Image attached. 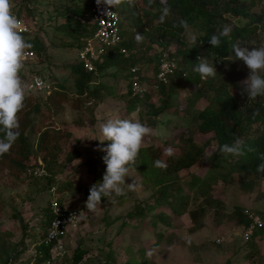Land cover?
Instances as JSON below:
<instances>
[{
	"label": "rangeland",
	"instance_id": "obj_1",
	"mask_svg": "<svg viewBox=\"0 0 264 264\" xmlns=\"http://www.w3.org/2000/svg\"><path fill=\"white\" fill-rule=\"evenodd\" d=\"M67 3V0H12V9L28 28L22 35L39 41L42 46L38 52L28 49L33 55L24 59L20 73L27 85V103L39 106L38 111L29 114L30 124L24 130L31 147L25 164L29 168L48 163L52 172L45 178H35L38 177L36 174L0 166V264H32L41 234V214L51 197L49 188L52 185L62 187L64 181H68L69 186L58 196L64 205L79 212L66 227L60 241L55 242L67 257L77 248L83 252L81 260L85 264H264V237L255 235L252 245L243 242L240 235L242 225L237 222L247 212H255L264 219V177L239 178L233 173L227 181L211 183L203 197L183 187L167 198L174 204L184 199V204L175 206V211L163 202L144 216H134L132 211L154 192L138 167L142 166V160L138 162L137 157L130 166V177L121 185L124 194L106 197L96 212L87 211L85 202L89 189L102 181L106 170L103 162L106 153L100 149L111 143L97 140L102 139L100 125L117 117L147 125L154 134L145 137L139 151L142 153L150 145L165 152L171 144L170 136L183 128L190 129L192 140L201 144L205 137L191 128L189 116L193 109L207 105L209 88L202 83L206 80L200 79L196 84L175 83L174 77L164 87H157L154 76L146 70H151L154 64L155 51L163 48L160 52L172 53L174 44H165V47L163 39L151 41L157 34L146 26L149 37L134 46L139 57L137 62L143 66L140 73L147 77L143 85L146 92L135 98L134 110L126 111L132 99L127 93L128 71L117 65L105 67L92 75L91 88L96 90L95 97L90 93L77 96L70 74V68L77 60V50L66 33L68 29L65 30L66 16H62L63 6ZM251 9L261 15V21L256 24L255 39L247 47H259L264 45L263 1L254 0ZM118 12L123 19L126 18L125 8ZM193 34L195 31L188 27L181 38L189 44ZM147 57L148 61L145 60ZM202 59L214 64L221 77L230 78L231 70L237 67L234 80L228 84L232 94L238 92L235 85L249 74L242 61H232L234 55ZM35 75L52 82L53 87L61 84L66 99L58 100L52 93L54 89L52 92L51 89L45 92L33 90L30 85ZM197 90L201 96H197ZM169 91L171 94H167ZM48 92L52 95L50 100ZM45 101L51 109L45 108L42 103ZM43 129L55 132L54 138H48L46 150L35 148L38 134ZM50 145L52 154L46 155V161H43ZM213 149L214 143L211 142L205 148L206 155ZM69 152L75 155L66 161ZM51 160L53 164H50ZM143 167L146 169L147 165ZM207 168L206 161L199 160L179 171L178 175L193 174L199 178L207 173ZM132 179L137 184L136 190L127 188ZM189 211L195 213L196 220L188 216Z\"/></svg>",
	"mask_w": 264,
	"mask_h": 264
},
{
	"label": "trees",
	"instance_id": "obj_2",
	"mask_svg": "<svg viewBox=\"0 0 264 264\" xmlns=\"http://www.w3.org/2000/svg\"><path fill=\"white\" fill-rule=\"evenodd\" d=\"M260 1L264 3V0ZM67 2L63 6L65 10L62 13V16H66L67 20L65 30L68 29L66 33L72 39L74 43L73 47L78 50L84 43V38H87L93 30V25L86 18L89 1L67 0ZM253 5L254 0H151V3L149 0H138L137 7L135 8H129L126 4L114 8L113 10L120 17V36L123 40L121 41V46H124L128 50V53L124 56L116 48H107L98 59L93 61L92 71H85L82 64L76 60L75 65H72L70 68V74L73 78V85L77 96L83 97L90 93L95 97L97 94L96 90L91 88L92 75L96 71H101L103 68L111 65L120 66L128 71L130 67L137 66L138 64L136 74L139 76V80L143 81L144 78H147L144 74L140 73V69L143 66L137 62L139 57L134 51L136 44L134 34H142L144 37L142 42H145L144 40L149 37L148 31L145 28L146 26L150 31L157 34L155 39H150L151 41L158 42V40L163 39L164 43L162 45L165 47L169 43L174 44V50L170 55L176 60V67L168 74L166 82L158 83L157 87H164L165 84H169L172 77L176 79L175 83L187 81L188 84H196L200 82L199 75L193 71L194 67L199 63L198 57L210 58L213 56L219 59L226 58L229 55H234L231 48L232 44L247 47L255 39L254 32L257 29L256 24L261 21V15L252 11L251 7ZM120 8L127 10L126 18L124 19L118 12ZM164 8H168L170 11L164 21L161 22L160 17L163 14ZM181 21H185L187 28L189 27L195 31L197 37L195 45L192 43L186 44L182 40L181 36L186 28L182 25ZM225 26L231 29L229 36L221 37L219 47H212L208 42L210 37L214 34L218 35ZM25 39L32 44V49L36 50V52L42 47L41 43L37 40ZM148 46L149 43L145 45L146 48ZM160 51H155L154 64L151 70H146L150 72L149 75L151 76L155 75ZM145 60L148 61L149 57ZM237 70V67H234L231 71L234 74ZM233 74L228 78L218 76L219 73L217 72L214 78L202 82L209 88L208 92L210 94L207 93V105L202 108L193 109L189 116L191 128L205 137L201 144H196L192 140L190 129L188 131L186 128H183L178 129L176 133L170 136V147L174 150L172 156L164 155L163 151H159V149L151 147V145L147 146L143 150V153L139 152L138 155L140 156H138L137 160L138 162L142 160V166L138 167H141L144 179L147 180L148 186L154 192L150 198L141 203L142 205H138L132 211L134 216H144L152 212L153 207L158 208L163 202L172 211H175V206H182L184 199L180 197L181 199L178 204H174L171 199L167 200V198L183 187L203 197L209 191L211 183L217 180L227 181L233 173H236L239 178L259 179L264 177V172L257 171V166L264 163V97H257L256 100L248 102L247 95H241V88L237 84L235 87L238 88V92L234 94L230 93L228 84L234 80ZM131 75L132 73L128 71L126 81L127 93L132 99L129 100L126 111L134 110L135 98L140 97V94L131 93ZM40 78L49 86L50 92L54 89L52 93L57 95L58 100L64 101L66 99V92L61 84H56V87H53L51 85L53 84L52 82L44 80L41 76ZM215 79L216 83L214 84ZM50 92H48L49 100L52 96ZM197 94V96H201L198 90ZM47 102L42 103L46 109H51L52 107ZM38 107L36 104L29 105L27 100H25L24 109L18 113L20 136L10 151L0 156V166L8 170L14 169L18 172L26 171L28 168L25 161L30 155L31 147L26 135H24V130L30 124L29 114L38 111ZM56 107L58 106L56 105ZM54 137L55 132L43 129L38 134L35 148L46 150L48 138L52 139ZM0 138H3V134H0ZM236 140L243 142V155L226 156L221 153L220 147L222 145H231ZM211 142L214 143V149L209 155H206L205 148ZM52 150L53 148L50 145L45 156L42 157L43 161H46V155L52 154ZM74 155L73 152L67 153L65 160H71ZM156 160H162L166 164V167H156L154 163ZM199 160H204L208 164L207 173L203 177L196 178L193 174L188 176L178 175L179 171L189 168ZM50 164H53V160H51ZM145 165H147L146 169L143 167ZM50 167L48 163H45V166L42 167L45 174L34 177L45 178L50 176L52 172V169H49ZM65 182L62 183V187L58 188L56 186L55 192L58 195L62 193L61 190L69 186V182L67 181L66 184ZM156 188L158 189L157 191L155 190ZM59 199L61 200V196H59ZM188 216L196 220L193 211H189ZM260 218L263 222L262 226L254 229L248 240L243 242H248L252 245L255 235H258L257 237H264V219ZM51 219L52 215L47 199L41 214V234L36 244L35 257L32 264L47 261L48 264H83L84 262L81 260L83 252L77 248L68 257L62 251L59 256L50 258V249L55 242L45 243L44 237ZM237 222L242 225V228L245 227L248 223L246 214L243 217H239ZM136 264L141 263L137 262Z\"/></svg>",
	"mask_w": 264,
	"mask_h": 264
},
{
	"label": "clouds",
	"instance_id": "obj_3",
	"mask_svg": "<svg viewBox=\"0 0 264 264\" xmlns=\"http://www.w3.org/2000/svg\"><path fill=\"white\" fill-rule=\"evenodd\" d=\"M151 3V0H149ZM102 14L111 16L113 9L126 4L129 8L137 7L138 0H96ZM12 0H0V156L7 154L13 144L20 136V125L18 113L25 107L27 85L21 77L24 67L26 50L32 48V44L26 41L22 35V21L12 13ZM169 9L164 8L160 17L161 22L169 14ZM187 28V23L181 21ZM230 27L225 26L218 35H212L209 44L216 48L221 44V37L229 36ZM142 34L137 33L135 40L139 44L143 41ZM191 43H197L196 35H191ZM235 59L242 61L248 69L246 79L239 82L241 95H247L248 102L264 97V45L259 47H242L239 44L231 45ZM199 63L194 67L201 80H207L216 76V67L206 59L197 58ZM102 139L101 143L110 141L107 147L100 149L106 155L103 162L106 170L102 181L93 184L89 189V195L85 202L88 212H96L101 206L102 200L113 194L119 196L124 194L121 185L126 184L130 177V166L138 157L145 137L153 135V129L138 120L110 118L100 125ZM224 155H243V142L236 140L233 144H224L220 147ZM172 147L165 149L164 155L172 156ZM156 167L165 168L162 160H156ZM258 172H264V163L257 166ZM137 184L134 179L127 183L129 190H136ZM151 255V253H149Z\"/></svg>",
	"mask_w": 264,
	"mask_h": 264
},
{
	"label": "built area",
	"instance_id": "obj_4",
	"mask_svg": "<svg viewBox=\"0 0 264 264\" xmlns=\"http://www.w3.org/2000/svg\"><path fill=\"white\" fill-rule=\"evenodd\" d=\"M88 1L89 9L86 17L87 20L93 25V30L87 38H84V43L76 51V59L82 64V67L85 71H92L93 61L98 59L105 49L116 48L124 56L127 55L128 50L124 46H121V41L123 40L120 36V17L117 12L113 10L112 15L107 17L106 15L102 14V9L98 8L96 0ZM11 11L22 21V33H26L28 28L25 22L12 8ZM32 55V51L26 50L24 59L30 58ZM175 67L176 60L174 57L171 56L169 52H160L157 69L154 75L157 85L158 83H165L168 74H170L175 69ZM137 70L138 66H132L128 70L129 73H132L130 86L132 94H141L146 91V88L143 87L144 80H139V76L136 74ZM30 87L33 90L44 92L50 89L49 86L44 83V81L38 75H35L31 78ZM26 172L28 174H36L37 176L45 174L41 163H39L38 167L27 168ZM49 194V196H51L49 199V209L51 211L52 219L46 231L44 242L58 243L65 234L66 227L75 220L79 212L76 208H71L67 205H64V202L59 200V196L57 192H55V187L53 185L51 188H49ZM246 216L248 223L242 228L240 234L243 241L248 240L253 230L261 227L263 224L261 218L255 212H247ZM50 251V258H55L62 253V248H57L54 244ZM39 264H48V261Z\"/></svg>",
	"mask_w": 264,
	"mask_h": 264
}]
</instances>
